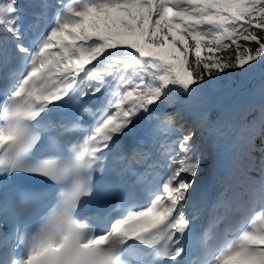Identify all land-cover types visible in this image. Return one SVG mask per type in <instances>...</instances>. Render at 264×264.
<instances>
[{
	"label": "snow or ice",
	"instance_id": "1",
	"mask_svg": "<svg viewBox=\"0 0 264 264\" xmlns=\"http://www.w3.org/2000/svg\"><path fill=\"white\" fill-rule=\"evenodd\" d=\"M33 8L26 23L20 0H0V264H186L198 223L191 264H264V103L198 205L206 138L178 106L205 75L264 62V0ZM85 197L100 210L85 214Z\"/></svg>",
	"mask_w": 264,
	"mask_h": 264
},
{
	"label": "trees",
	"instance_id": "2",
	"mask_svg": "<svg viewBox=\"0 0 264 264\" xmlns=\"http://www.w3.org/2000/svg\"><path fill=\"white\" fill-rule=\"evenodd\" d=\"M247 46L255 45L248 43ZM234 47L233 45L232 48ZM203 55H207V52L205 51ZM217 55H233V52L230 48L222 50ZM190 59L194 62V57ZM253 63L255 67L247 73L236 68L226 69L219 74L213 73L211 77L205 75L204 81L193 86L196 91L188 97L181 98L180 104L184 105L182 109L190 114L197 125V135H200L202 129L208 151V157L201 162L200 171L195 177L194 187L200 182V178L211 172L207 164L211 167L216 162L219 153L228 142L232 152L234 151L233 145L237 138L244 134V126L256 118L259 105L264 103V62ZM209 98L220 105L208 108L203 118L200 108L194 105ZM259 143L260 140L257 139V144Z\"/></svg>",
	"mask_w": 264,
	"mask_h": 264
},
{
	"label": "rangeland",
	"instance_id": "3",
	"mask_svg": "<svg viewBox=\"0 0 264 264\" xmlns=\"http://www.w3.org/2000/svg\"><path fill=\"white\" fill-rule=\"evenodd\" d=\"M207 103H209V102H207ZM211 104H212V103H211ZM178 106H179V107H182L180 103H179ZM206 108H207V107H206ZM206 108H205V105H202V109H203V110H201V112H202V111L204 112V109L206 110ZM169 110H171V109H169ZM203 112H202V113H203ZM203 117H204V116H203ZM228 145H229V144H228ZM228 145H225V146L222 148V150H223L226 146H228ZM222 150H221V151H222ZM225 150H226V149H225ZM225 150H224V151H225ZM229 150H230V149L228 148V151H227V155H228V156H230V151H231V150H230V151H229ZM224 151H223V152H224ZM223 152H221V153H223ZM223 154H224V153H223ZM220 160H221V157H220V159H218V161H220ZM207 166H208V170H211V173H210L208 176L211 177V176L215 173V172H214L215 164H213V168L209 167L210 165H208V164H207Z\"/></svg>",
	"mask_w": 264,
	"mask_h": 264
}]
</instances>
